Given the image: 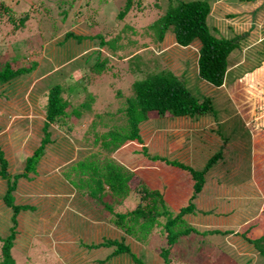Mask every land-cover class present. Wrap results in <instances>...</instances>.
Listing matches in <instances>:
<instances>
[{
	"label": "rangeland",
	"instance_id": "rangeland-1",
	"mask_svg": "<svg viewBox=\"0 0 264 264\" xmlns=\"http://www.w3.org/2000/svg\"><path fill=\"white\" fill-rule=\"evenodd\" d=\"M125 1L0 0V63L8 61L15 68L28 66L31 60L36 61V66L31 72L2 85L5 86L4 95L0 90V105L2 97L10 102L15 100L13 103L16 104L14 109L11 108V111L6 113L7 116H0V148L5 152L4 156L8 162L6 171L10 180L13 175L24 170V156L30 154L40 142L41 126L45 118L42 105L45 103L44 94L47 93V88L54 83L63 87H67L69 83L76 85L79 80L84 84L86 80L82 75L90 72L87 63H92L94 56L87 62V54L97 48L94 45L97 44L96 40H71L70 51L64 47L60 49L56 44L57 40L62 39L67 31L93 36L99 29L106 39L118 34L126 44L116 50V54L122 57L115 55L109 62L122 71L121 77L114 85L120 86L124 95L116 97L113 91H108L106 82L111 79V75L95 77L90 87L94 92L95 101L90 107L82 108V115L78 117L70 113L51 123V136L58 138L60 145L64 141H70L71 150L63 156L57 154L58 149L47 146L44 155L38 160L36 171L27 173L29 179L18 178L13 191L14 202L34 204L37 208L33 211H21L16 216L18 220L14 227L15 238L9 250L15 264L79 263L78 240L82 238L83 242H90L92 236L83 238L85 229H81L80 217L87 220L95 217L90 216L87 207H82L83 204L81 205L77 195L79 187L75 188L71 182L69 186L65 174L72 176L75 170L70 171L68 168L83 154L95 150L104 153L100 150L99 143L84 144L82 132L87 129L91 120L97 119L95 114L105 110L112 112L123 104V97L131 92L132 82L127 58L138 52L141 54V60L147 61L149 66L169 69L187 86L210 96L216 111L187 123L154 122L142 129L143 143L127 141L109 153L118 164L134 172L129 181L130 186H137L136 182L156 185V179L161 176V180L166 184L162 188L163 196L169 203H177V199H181L182 194L190 190L192 180L189 173L163 161L149 160L139 151L142 144L146 145L150 155H168L184 148L186 153L181 155L180 159L195 170L203 167L202 164L206 163L208 156L214 151L215 144L223 145L226 152L222 153V159L226 161V165L220 170H209L195 199L199 212L192 217V223L198 232L209 227V230L216 228L220 231L233 228L235 232L241 233L248 226L255 225L260 216L258 212L264 209V0H216L211 5L209 25L217 28L220 35L240 34L248 42L241 49L238 58L230 59V68L235 70L248 62H254L252 66L250 63L245 65L243 70L230 72L229 78L219 87L197 78V41L184 47L176 45L169 33H165L161 42L154 39L156 37L151 29L146 33L149 35L142 33V28L154 22L163 13L167 0H131L132 4L124 18L115 21L114 18L119 17L117 14L122 10ZM24 11L30 12V17L28 16L24 24L18 23ZM16 22L22 25L12 32V25ZM124 23H128L131 30L123 28ZM249 67L253 68L248 69ZM114 70L115 67L112 71ZM124 71L126 75L121 82ZM32 86L36 89L39 87L38 96H33V99L28 94ZM62 95L69 99L68 111L77 107L84 97L81 92L70 96L66 90L62 91ZM109 124L112 125L111 122ZM101 126L97 123V130L106 132L109 125ZM192 130H198L201 134H194ZM175 133L177 135L171 137ZM87 135L92 140V133ZM229 145L230 147H227ZM82 147H85L84 153L80 150ZM249 157L252 158L253 169ZM5 189L6 180L0 178V236L7 234L14 224L11 219L12 210L5 206L3 201ZM73 189L77 201H73ZM262 193L263 199L259 195ZM111 199L109 193L102 197L103 201ZM80 205L82 208L78 207ZM73 213L79 214L80 217L72 216ZM261 229L262 226L255 225L252 234L258 235ZM93 230V235H100L102 240L114 236L113 232L101 234L97 226H94ZM73 232L76 234L72 237ZM202 238L206 241H199L200 236L192 234L190 239L180 241V246L186 251V257L202 255L210 258L211 264H242L246 260L249 262V259V264H254L255 259L257 262L262 260L256 255L257 252L251 244L237 233H212ZM87 251H90V254L97 253L91 255L90 259L87 258V264H94L106 256L101 247ZM132 251L139 254L137 250ZM148 255L147 250L146 256ZM127 258L129 260V256ZM127 258L117 260L128 264L125 261Z\"/></svg>",
	"mask_w": 264,
	"mask_h": 264
},
{
	"label": "trees",
	"instance_id": "trees-1",
	"mask_svg": "<svg viewBox=\"0 0 264 264\" xmlns=\"http://www.w3.org/2000/svg\"><path fill=\"white\" fill-rule=\"evenodd\" d=\"M215 1L175 0L173 3L167 0L163 13L154 22L142 28V33L146 34L151 29L156 37L154 39L158 42L163 41L165 33H169L172 35L176 45L184 47L197 41L199 43L195 58L197 78L215 87H219L229 78L230 72L237 71V69L243 70L248 66V63L252 66L254 62H248L235 70L232 67L230 68V59L232 57L238 58L241 49L248 42L240 34L231 36L220 35L218 34L217 28L209 25L208 18L209 14L212 13L211 5ZM131 4V0H126L122 10L117 14L119 17H115L114 20L118 21L123 19L128 9H130ZM21 14L18 23L24 24L28 16L30 17V12L24 11ZM18 23L16 22L12 25V32H15V29L19 25H22ZM93 23L91 25H94ZM127 24L124 23L125 26L123 25V28L130 29L131 27ZM98 26L100 27L101 25ZM62 37V39L59 38L57 40L56 44L60 49L64 47L67 51L71 49V40H75V42H80L85 38L92 41L96 40L97 44L95 43L94 45L97 48L87 54V62L92 55L94 56V60L92 63H87L90 72L82 75L86 83L82 84L79 80L78 84L74 85L73 83H69L67 87H63L59 83H54L47 88V93L44 94L46 97L45 103L42 105L45 116L41 126L42 137L40 138L38 146L33 148L30 154L24 156V170L13 175L11 180L6 171L8 162L4 156L5 152L0 148V178L6 180L3 201L5 206L12 210L11 219L14 223L9 228L7 234L0 236V264H15L9 250L15 238L14 227H16L18 220H16V216L21 211H33L37 208L34 204H16L14 202L15 195L13 191L17 186L18 178L25 177L29 179L27 173L29 171H36L38 160L41 155H44L47 146L58 149L57 154L63 156L71 150L70 141H64L60 145L57 142L59 141L58 138L51 136V132L53 131L51 123L57 121L61 116H67L70 113L78 117L82 115V108L90 107L91 103L95 101L94 92L90 87L97 76L105 74L111 75V79H107L106 82L109 88L108 91H113L116 97H120L123 94V89L120 86L116 87L114 85L118 78L121 77L122 71L116 66H114L115 70L112 71L114 67L112 64H109L115 55L118 58L122 57L116 54L117 49L126 45L122 42V37L116 34L106 39L99 29L94 32L93 36L90 34H77L71 30L65 32ZM246 59L248 60V58ZM155 60L159 61L158 59ZM127 61L129 63L128 71L132 76L130 85L131 92H125L127 95L123 97V104L116 110L112 112L105 110L102 113L98 112L95 114L94 117L97 119L91 120L87 126V131L84 130L82 132L84 144L99 143L100 150H103L104 153L95 150L83 154L80 159L75 160L69 166L70 168L68 169L70 171L75 170L72 176L65 174L68 178V184L71 182L75 188L77 186L79 187L77 189V195L82 202L81 205L83 204L82 207H87L88 212L91 214L90 216L95 217L94 219L87 220V218H81L79 214V216L75 213L72 215L74 217H80L81 229H85L83 238L88 239L89 235H92L89 240L90 242H83L84 240L79 238L80 250L78 252V262L80 264H87V258L90 259L91 255L97 254L96 252L90 254V251L87 250L101 247L106 252V256L101 260L98 259L94 264H123L124 262H118L117 258L123 259V257L127 258L128 256L129 260L128 258L125 259L128 264H211L210 258L202 257V255H197L194 258L191 255L186 257V251L180 246V241L182 239H190L192 234L199 235V241L204 242L206 239L202 237H205V235L234 232L250 243L253 250L257 252L256 255L262 259L258 262L255 259L253 263L264 264V209L258 212L260 216L255 222L256 226L258 224L262 226V229L256 236L252 234L255 228L254 224L248 226L240 233L235 232L233 228L231 230L220 231L216 228L209 230V227L198 232V229L192 223V217L199 212L195 199L203 187L209 170L212 168H218L220 170L226 165V161L222 159V153L225 151L223 145L216 146L215 144L214 151L208 156L206 163L202 164L203 167L200 170H195L190 164L180 159L181 155L183 156L186 153L184 148H180L179 151L171 152L168 155H150L147 152L146 145L142 144L139 151L145 154L149 160H154L155 162L163 161L167 165L177 166L187 170L189 173L192 180L189 185L190 190L182 194L181 199L180 197L177 199V203L175 201L169 203L163 196L162 188L166 184L161 180V176L156 179V185L149 186L147 182H136L137 186L131 187L129 181L134 172L118 164V161L110 157L109 153L117 150L127 141H135L139 144L143 143L144 135L141 131L149 124L154 122L159 123L160 121L176 123H182L184 121L187 123V121L191 122L196 118H203L208 113H215L216 111L210 96L204 95L194 87L187 86L177 74L169 69H160L156 65L149 66L147 61L143 62L141 60V54L139 52L129 56ZM35 66L36 61L33 60L29 62L28 66L22 65L15 68L8 61L2 64L0 63V90L2 95L5 94V86L2 85H6L7 82L28 74ZM251 68L253 67H249L248 69ZM248 69L246 68V70ZM125 75L126 71L123 72L121 82L125 78ZM38 90V86L37 89L34 86L31 87L28 93L32 96L31 99H33V96L34 98L38 96ZM64 90L70 96L76 92L84 94L83 99L78 103L77 107H72L70 111L67 110L69 107V99L62 95V91ZM262 90L264 92V81L262 83ZM5 101L7 99L2 97L0 116L3 117L7 116L6 113L10 112L11 108L14 109L16 106L13 103L15 100L11 102ZM96 122L99 126L109 125L107 130H105L106 132L98 131ZM1 127L2 125L0 123V129ZM191 132L201 134L198 130H192ZM88 133H92V140L88 137ZM185 133L184 135L187 137ZM215 133L218 134L217 132ZM174 135H177V133L171 137ZM218 138L220 137L218 136ZM221 139L224 141L227 140L226 138ZM63 144L66 146L62 147ZM227 147H230V145ZM80 150L84 153L85 147L80 148ZM248 150L251 157L250 144ZM170 155L172 157H169ZM250 157L249 162L252 165V158ZM252 174L253 172H251V176ZM259 174L260 172L257 173V175ZM71 183L69 186H71ZM74 191L73 189V201H77ZM108 193L112 196V199L110 201H103L102 197ZM259 195L263 199V193ZM81 205L78 207L82 208ZM94 226L98 227L101 234L105 235L108 232H113L114 236L102 240L100 235H93L95 233L93 230ZM75 234L73 232L71 236L73 237ZM99 237L101 240L95 242ZM155 243L158 244L155 245ZM132 250H137L139 254H136ZM147 250L149 251L148 256H146ZM250 260L249 262L246 260L247 262L245 261L242 264H249L251 262Z\"/></svg>",
	"mask_w": 264,
	"mask_h": 264
}]
</instances>
